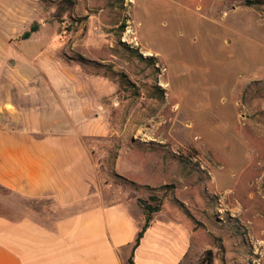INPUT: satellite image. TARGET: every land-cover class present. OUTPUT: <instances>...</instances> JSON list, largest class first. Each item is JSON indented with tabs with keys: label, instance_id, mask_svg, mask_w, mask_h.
<instances>
[{
	"label": "rangeland",
	"instance_id": "obj_1",
	"mask_svg": "<svg viewBox=\"0 0 264 264\" xmlns=\"http://www.w3.org/2000/svg\"><path fill=\"white\" fill-rule=\"evenodd\" d=\"M2 12L18 17L0 22V96L20 84L14 68L103 81L105 180L159 193L195 231L190 264H264V0H0Z\"/></svg>",
	"mask_w": 264,
	"mask_h": 264
},
{
	"label": "crops",
	"instance_id": "obj_2",
	"mask_svg": "<svg viewBox=\"0 0 264 264\" xmlns=\"http://www.w3.org/2000/svg\"><path fill=\"white\" fill-rule=\"evenodd\" d=\"M17 17L2 12L0 22ZM7 74L20 84L0 96V264H190L195 231L171 209L134 249L144 211L95 156L113 136L103 81L34 67Z\"/></svg>",
	"mask_w": 264,
	"mask_h": 264
},
{
	"label": "trees",
	"instance_id": "obj_3",
	"mask_svg": "<svg viewBox=\"0 0 264 264\" xmlns=\"http://www.w3.org/2000/svg\"><path fill=\"white\" fill-rule=\"evenodd\" d=\"M32 32H35V29H31V31L26 32L23 35V39H29ZM121 180L124 183L126 182L128 184H132L133 186H136L135 183H129L128 181H126L125 179H122V178H121ZM150 190L156 192L158 189H150ZM137 201H138V204L141 206V208L144 211L145 225L143 226L142 230L138 234L134 249H136L140 245V242H141L142 238L144 237L147 229L149 228V226H150V224L154 218V215L163 209V198L157 192H156V194H152L148 199L138 198ZM129 263L134 264L132 258L130 259Z\"/></svg>",
	"mask_w": 264,
	"mask_h": 264
},
{
	"label": "bare ground",
	"instance_id": "obj_4",
	"mask_svg": "<svg viewBox=\"0 0 264 264\" xmlns=\"http://www.w3.org/2000/svg\"><path fill=\"white\" fill-rule=\"evenodd\" d=\"M149 55H151V54L149 53Z\"/></svg>",
	"mask_w": 264,
	"mask_h": 264
}]
</instances>
